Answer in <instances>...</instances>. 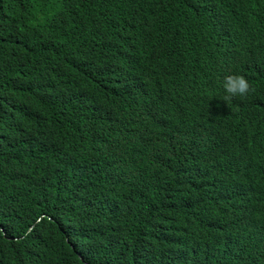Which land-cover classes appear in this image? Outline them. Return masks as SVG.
Returning a JSON list of instances; mask_svg holds the SVG:
<instances>
[{"label": "trees", "instance_id": "1", "mask_svg": "<svg viewBox=\"0 0 264 264\" xmlns=\"http://www.w3.org/2000/svg\"><path fill=\"white\" fill-rule=\"evenodd\" d=\"M202 28L264 70V0H0V264H200L218 220L194 203L236 187L239 161L258 185L236 194L264 219V141L239 128L247 100L222 102L247 61L203 57ZM122 55L174 80L106 136L94 94H120ZM172 161L176 197L159 187ZM256 236L264 264V223Z\"/></svg>", "mask_w": 264, "mask_h": 264}, {"label": "clouds", "instance_id": "2", "mask_svg": "<svg viewBox=\"0 0 264 264\" xmlns=\"http://www.w3.org/2000/svg\"><path fill=\"white\" fill-rule=\"evenodd\" d=\"M199 48L204 57L221 58L227 54L232 59L227 63L235 64L236 56L246 60L247 65H238L233 74L224 77L223 88L225 95L222 102L234 99H245L247 105L241 109L245 113V120L239 127L247 131L259 142L264 141V70L257 59L251 55L237 52L236 45L228 39L216 36L212 31L201 29ZM107 56V54H106ZM121 82V92L116 94L105 86L95 93L97 98V113L93 117L94 128L102 135H115L120 130H126L125 116L131 106L148 105L164 98V89L173 77L156 74L146 67L134 63H127L124 56L120 60L119 68L113 73ZM100 106H104L103 109ZM177 163L186 170L188 163L178 160ZM254 163L239 161L235 168L236 187H219L209 193H215L211 208L204 204V200H197L193 206V217L197 220L204 218L208 212L218 223L212 230L200 264H260L257 250L256 230L264 223V219H255L250 196L242 197L238 189H255L258 185L253 175ZM171 175L159 187L168 197H176L181 193L184 183L177 174L176 162L166 164ZM243 199H245L243 201ZM243 247L246 251L244 259L237 258V251ZM242 249V248H241ZM83 264H97L94 258L84 252L78 253Z\"/></svg>", "mask_w": 264, "mask_h": 264}]
</instances>
